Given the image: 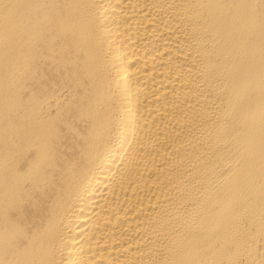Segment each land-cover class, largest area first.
Here are the masks:
<instances>
[{"label":"bare ground","instance_id":"6f19581e","mask_svg":"<svg viewBox=\"0 0 264 264\" xmlns=\"http://www.w3.org/2000/svg\"><path fill=\"white\" fill-rule=\"evenodd\" d=\"M0 264H264V0H0Z\"/></svg>","mask_w":264,"mask_h":264}]
</instances>
